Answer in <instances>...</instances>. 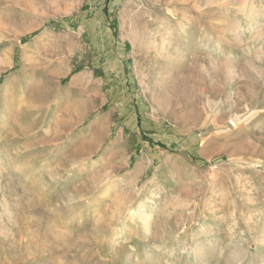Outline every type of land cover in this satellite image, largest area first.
<instances>
[{"label":"rangeland","instance_id":"374dc122","mask_svg":"<svg viewBox=\"0 0 264 264\" xmlns=\"http://www.w3.org/2000/svg\"><path fill=\"white\" fill-rule=\"evenodd\" d=\"M4 55L0 264H264V0H0Z\"/></svg>","mask_w":264,"mask_h":264},{"label":"bare ground","instance_id":"6f19581e","mask_svg":"<svg viewBox=\"0 0 264 264\" xmlns=\"http://www.w3.org/2000/svg\"><path fill=\"white\" fill-rule=\"evenodd\" d=\"M241 1V0H240ZM183 24V23H182ZM184 27V26H183ZM151 41V40H150ZM149 46V45H148ZM151 46L152 47H154L156 50H158V52H159V46H158V44L155 42V41H152L151 42ZM162 47V46H161ZM4 62H6V56L4 55V56H0V64H3ZM229 69H230V71H233V69L231 68V67H229ZM180 83V82H179ZM157 107L159 108V109H163V106L161 105V101L157 104ZM158 108H155L154 110H157ZM166 109V108H165ZM148 227V226H147ZM146 227V228H147ZM262 239L264 240V231H263V233H262Z\"/></svg>","mask_w":264,"mask_h":264}]
</instances>
